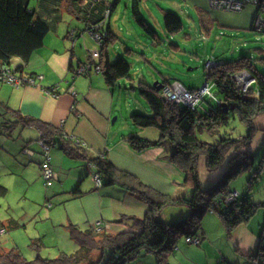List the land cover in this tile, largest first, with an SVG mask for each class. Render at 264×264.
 <instances>
[{
	"label": "trees",
	"instance_id": "1",
	"mask_svg": "<svg viewBox=\"0 0 264 264\" xmlns=\"http://www.w3.org/2000/svg\"><path fill=\"white\" fill-rule=\"evenodd\" d=\"M65 1L68 2L66 4L69 5V8L71 7L70 13L86 25L84 29L72 30L68 39L73 37L76 42L77 39L88 34L96 42L100 47V58L94 63L101 69L99 72L102 73L106 85L112 89L121 79H131L132 65L129 62L120 58L111 60L109 56L110 45L115 41L118 42L119 38L112 32L110 26L104 27L105 17L111 16L120 0H115L113 4L107 7L105 19L89 22L85 17L86 8L96 5L102 0H87L88 4L83 8L74 7V0H55V3L58 7H63ZM255 1L256 6L252 5L256 8L253 20L257 19L258 16L264 17V0ZM43 2L44 0H0L1 65H6L13 59H20L27 63L37 51L44 47L45 38L53 30V26L56 24L55 15L59 11H52L49 18L44 17V14L41 16L40 11L41 6L44 5ZM141 10V0H131V14L134 22L148 37L155 41L159 40L157 31L147 23ZM201 17L204 27L210 29L205 21L212 18L206 12L201 13ZM163 22L165 30L170 35L179 34L184 30L181 16L172 11L164 12ZM251 30H256L253 23ZM259 32L264 33V30ZM97 35L100 37L99 40L96 39ZM89 54L93 61V54ZM251 60V58H241L232 63H215V65L209 63L210 68H207L208 63L206 64L208 69L207 85H209L212 94L210 99L217 104L215 108L210 105L203 107L202 101L205 103L206 97L194 108L167 101L163 91L171 86V80L156 83L154 86L144 84L145 87L140 88L141 94L150 107L151 114L148 116L133 114L130 121L138 128L157 129L162 140H167L173 145L174 150L170 159L184 171V185L193 191L191 197L175 198L161 194L141 183L134 175L119 171L101 157L89 158L88 162L96 168V175L101 184L107 187L120 186L130 190L148 205L149 209L146 215L143 218H126L125 220L131 225V230L117 235L95 232L91 229L82 230L73 225L69 226L70 236L78 247L76 254L62 253L60 258L55 260L38 258L35 262H29L20 251L13 249L11 252L0 253V264H129L144 252L158 256L159 262L163 263L168 254L174 251L178 238L185 236L192 239L198 238L200 241L201 218L205 212L215 207L217 199L223 197L221 201L217 202L222 205L221 202L227 198L226 196L234 192L229 188V184L243 173H248L250 177L247 180L246 188L247 192H251L254 188H258V182L261 180V165L264 162V155L260 161L261 164L253 170V156L250 151L243 149L250 144L251 138L257 130L253 127V122L264 114V76H261L259 71L253 68ZM22 72H24L23 67H17L16 73L20 78L29 79L33 77L32 75L25 76ZM241 73H246L255 80V83L248 90H244V87L240 86L237 80ZM214 89L217 96L213 93ZM198 90L188 91L197 92ZM231 119H237L241 124L247 126L249 135L247 137L238 136L236 139L223 138L216 144H210L198 138V133H218L219 130L230 124ZM35 122L26 121L25 125L38 127L47 137L51 130L50 125ZM128 142L137 152L159 144L147 142L136 136L129 138ZM62 148L65 151V148ZM230 151H235V155L228 160L229 166L222 180L215 186L202 190L198 171L201 156L206 157L207 169L215 171L225 161L226 155ZM66 152L69 156L74 155L76 158L88 159L85 154H79L77 149L71 148ZM251 170L253 171L250 172ZM79 193L80 190L77 188L74 195L77 196ZM7 194L8 190L1 186L0 200L4 199ZM227 205V207L224 206L225 208H220L219 215L229 231L238 225L249 222L260 207L264 208V203H253L252 197L247 194L243 196L240 194L238 199ZM169 206H185L189 213L185 219L178 222H163L160 219L161 215L164 209ZM4 229V226L0 224V236L6 232ZM96 252L102 255L99 262L94 260ZM106 253L107 256H105ZM260 254H263V257L259 255L262 258L261 263H263L264 246L262 241Z\"/></svg>",
	"mask_w": 264,
	"mask_h": 264
},
{
	"label": "crops",
	"instance_id": "2",
	"mask_svg": "<svg viewBox=\"0 0 264 264\" xmlns=\"http://www.w3.org/2000/svg\"><path fill=\"white\" fill-rule=\"evenodd\" d=\"M184 1L187 2V0ZM121 2L122 0L119 1L110 17H105V12L107 7L113 4L111 0H102L97 2L96 5L89 6L85 10L87 12L85 14L88 19L87 22L106 18L104 27L108 28L110 26L117 37H119L123 24L130 29L129 32H135V29H133L134 19L131 14V0L125 4L124 11L120 7ZM190 2L201 19V13L203 12H206L211 18H216V20H226L227 18L224 16V12L211 9L208 0H190ZM43 3L44 5L41 6L40 11L41 16L44 14V17L49 18L52 11H59L55 17L61 23H56L53 26V30L50 32L54 33L53 37L49 33L45 38L44 47L37 51L27 63L20 59H13L6 65L0 64V69L13 67V65L23 67V75H32L36 79L38 76H42L43 79H37L36 84L33 86L21 85L15 86L17 88H3L2 92L5 90L9 96L7 98L2 97L3 102H0L10 109L11 114H8L5 123L1 124L0 136H8L10 139H14L15 131L20 130V137L28 147V142L30 145L33 141L31 137L34 138L38 135L40 138V133L43 131L36 126L25 125V122L36 121L35 123L50 125L51 130L48 136L46 137L43 134L44 132L42 134L46 140L52 142H50L52 146L56 147V141L60 145L59 149L54 151L51 149V155L53 156L52 168L57 174L56 182L59 184L51 185L52 190L50 193L54 196H61L57 205H62V208L57 209L59 213L63 212L61 216L62 225L68 229L69 226L73 225L82 230L91 229L95 232L110 235L128 232L131 230V225L125 219L130 217L143 218L148 212V205L126 188L120 186L107 187L102 184L98 186L96 184L97 170L88 162L89 158L101 157L119 171L134 175L141 183L164 195H168L166 194L168 187L172 185L167 181V173L176 171V174L181 175L183 178L185 175L176 169L178 166H175L170 159L172 149H174L173 145L167 140H162L157 129H142L135 127L132 123L124 127H114L119 119L117 116L121 108L120 103L116 104L113 97L110 98L108 92L112 89L106 85L102 73L95 69V60L92 61L90 55L86 58L87 56L83 52V44L81 42L77 43L80 38L76 42L68 39V35L72 30L84 29L86 25L70 13L71 7L69 8V5L63 3V7L64 5L68 7L64 10L63 7H58L55 0H44ZM87 4V0H74L73 6L83 8ZM189 10L191 9L189 8ZM255 14L256 8L252 5L247 6L244 12L239 14L234 25L236 27H247L249 25L251 28ZM73 20L80 21L82 26L74 24ZM156 23L160 29L166 31L163 24L159 21H156ZM157 42L155 41L156 46L161 43V41ZM110 48L109 56L114 61ZM82 69H85L84 72L79 74V70ZM70 73L75 76L73 82H66L67 85H59L61 79L67 81ZM2 120L4 119L2 118ZM127 128L128 130H126ZM24 130L27 131L26 134ZM132 132L140 139L159 144L137 152L128 142L129 133ZM62 147L65 148V151ZM71 148L77 149L81 155L85 154L88 159L84 157L76 158L74 155L69 156L66 150H71ZM26 152L27 160L32 163L36 158V152L30 147L26 148ZM10 153L16 155L14 149L10 150ZM37 161V166L41 172L40 164L43 159ZM258 183L260 185L261 181ZM77 188L80 193L76 196L74 191ZM255 189L248 193L253 194ZM232 190L235 192L226 196L227 198L221 202L222 205L217 202L221 201L223 197L217 199L215 207L205 212L201 218V229L199 231L201 240L198 244H195L201 247H198L197 250L206 251L211 249L209 255L211 260L209 263L204 264H264V262L261 263L262 258L259 256L264 229V214L262 220L258 217L253 222V217L249 222L238 225L231 231L220 219L224 226L222 234L224 232L229 240L227 245L225 244V248L214 243V230L207 228L206 225L203 227L204 218L208 214H217L220 217V208H225L228 206L227 204L232 203L229 202L231 195L237 193L239 196L236 189ZM185 197L187 196L185 195ZM260 203H264V201ZM14 223L16 227H19L17 222ZM208 223L212 224L213 219H207ZM178 240L174 251L169 253L167 259L161 264H169L170 258L175 255L176 251L185 255L183 248L177 246ZM95 254V259L100 256L98 252ZM150 255L154 254L142 253L138 257L139 259L137 258L138 264H155V259L151 260L148 257ZM186 262L187 264L189 262L187 258Z\"/></svg>",
	"mask_w": 264,
	"mask_h": 264
},
{
	"label": "rangeland",
	"instance_id": "3",
	"mask_svg": "<svg viewBox=\"0 0 264 264\" xmlns=\"http://www.w3.org/2000/svg\"><path fill=\"white\" fill-rule=\"evenodd\" d=\"M111 1L113 3L115 0ZM129 1L122 0L120 7L123 11L125 4ZM66 3L68 2L65 1L64 4ZM63 9L66 10L65 5ZM141 9L147 23L157 31L161 43L156 46L155 40L148 37L138 24L133 22V29L137 34L129 32L130 29L123 24L118 37L119 41H115L110 45L113 60L124 59L132 65L131 79H121L108 92L110 98L113 97V101L121 105L115 128L131 124L130 117L133 114L145 116L151 114L150 107L140 92V88L145 87L144 84L154 86L156 83L171 80V85L180 83L188 90H200L207 84V63L212 65H215V63H232L241 58H251L253 68L258 70L261 76H264V33L251 30L249 25L247 27H236L234 25L237 17L244 10L239 13L224 12V16L227 17L226 20L207 19L206 23L208 24L206 25L210 26V29H206L190 0H187V2L184 0H141ZM165 11H172L181 16L184 24V30L181 33L170 35L157 25L156 21L164 25ZM55 22L61 23L57 19H55ZM81 22L73 20L74 24H79L78 26H82ZM50 34L53 37L54 33ZM159 40L157 41L159 42ZM78 42L83 44V52L86 54V58L90 55L89 53L94 54L100 51V47L88 34L83 35ZM5 68L14 70L17 67L13 65V67ZM68 75L67 81L61 79L59 85H67L66 82H73L75 76L71 73ZM247 80H250L248 76ZM4 87H6L5 89H8V87L17 88L14 85L0 82V101L2 102V97L7 98L9 96L5 90L2 92ZM213 93L217 96L215 89ZM205 97V103L202 101L204 108L208 105L213 108L217 106L216 102L211 100L209 96ZM8 114H11L10 109L0 102V127H2L1 124L5 123ZM253 127L257 130L254 132L250 144L243 149L250 151L253 156L252 169L254 170L261 164L260 161L264 155V114L255 119ZM4 131L6 130L4 129ZM24 133L26 134L27 131L24 130ZM129 134V138L130 136H136L133 132ZM14 135V139H10L8 136H0V187L3 186L8 190L6 198L0 200V224L4 226L6 231L0 236V253L11 252L16 249L29 262H35L38 258L55 260L60 258L62 253L67 255L76 254L78 249L70 238L69 229L61 223L63 212H58V209L62 208V205H57L61 196H54L50 193L52 186L59 183L54 180L51 187H46L42 171L40 172V168L36 163L37 160L43 159L38 135L34 138L31 137L33 141L30 145L28 142V147L36 152V158L32 163L27 160L25 155L28 147L20 137V130L15 131ZM248 135L249 129L247 126L241 124L237 119H231L230 124L219 130L218 133H198V138L201 141L216 144L223 138L236 139L238 136L247 137ZM59 147V142L56 141V147L52 146V150L59 149ZM13 149L16 155L10 153V150ZM234 155L235 151H230L226 155L225 161L215 171L207 169L206 157L201 156L198 171L202 190L209 189L222 180L229 166L228 160ZM261 166V183L253 194H249L246 188L247 180L250 177L248 173H243L231 182L229 188L236 189V192L242 196L249 194L254 203L263 202L264 162ZM176 169L185 175L179 167H176ZM181 177V175L176 174V171L167 173V181L172 185L168 187L166 194L175 198L185 195L191 197L193 191L186 188L184 185L185 177ZM263 209V207L258 209L252 219L253 222L258 217L262 220ZM188 213L189 210L185 206H169L164 209L160 219L163 222L174 223L185 219ZM209 218L213 219L212 224H207ZM220 219L217 214H208L204 218L203 227L206 225L207 228L214 230V243L225 248V244L227 245L229 240L224 232L222 234L224 226ZM14 222H17L19 227H16ZM177 246L183 248L185 255L176 251L175 255L170 258L169 264H187L186 258L189 260L188 264H204L209 263L211 260L209 256L211 249L206 251L197 250L201 246L189 244L185 236L178 240ZM105 256H107V253ZM101 257L102 255L98 256L95 261L99 262ZM148 257L151 260L155 259V264H161L156 255ZM138 259L129 264H138Z\"/></svg>",
	"mask_w": 264,
	"mask_h": 264
},
{
	"label": "built area",
	"instance_id": "4",
	"mask_svg": "<svg viewBox=\"0 0 264 264\" xmlns=\"http://www.w3.org/2000/svg\"><path fill=\"white\" fill-rule=\"evenodd\" d=\"M209 7L213 10L221 11V12H229V13H239L244 10L247 5H254L256 6L255 0H244V1H233V0H208ZM264 9V8H263ZM253 26L256 30L262 31L264 30V17L258 16L257 19L253 20ZM96 39L99 40L100 37L97 35ZM70 41H74L73 37H70ZM100 58L99 52H95L93 54V59L98 60ZM210 64H207V68H210ZM98 72L101 70L99 67L96 66L95 68ZM85 69L79 70V74H82ZM17 68L14 70L9 68L0 69V82L8 83L14 86H21V85H35L36 80L43 79L42 76H38L37 79L35 77L32 78H20L16 73ZM247 76L249 75L241 74L237 77V80L240 86L244 87V90H248L253 83H255L254 79L247 80ZM249 83V84H248ZM245 84L246 86H244ZM57 91V89H55ZM163 95L166 97L167 101L175 102L177 104H185L192 108L199 105V102L205 96H211L210 87L209 85L203 86L197 92H190L183 87L180 83H175L174 85L169 86L163 91ZM39 144L42 149V157L43 161L41 164V171L42 176L44 178L46 187H51L53 185L54 180H57V174L52 168V156H51V149L52 144L48 140L45 139L44 135L40 133ZM96 184L98 186L101 185V181L98 176H96ZM238 198V194L234 193L229 198V202H234ZM188 243L198 244L200 241L198 238H187ZM262 245L264 246V231L262 232ZM263 255V254H262ZM264 261V260H263Z\"/></svg>",
	"mask_w": 264,
	"mask_h": 264
},
{
	"label": "clouds",
	"instance_id": "5",
	"mask_svg": "<svg viewBox=\"0 0 264 264\" xmlns=\"http://www.w3.org/2000/svg\"><path fill=\"white\" fill-rule=\"evenodd\" d=\"M260 255H261V257H263L262 254H260Z\"/></svg>",
	"mask_w": 264,
	"mask_h": 264
}]
</instances>
